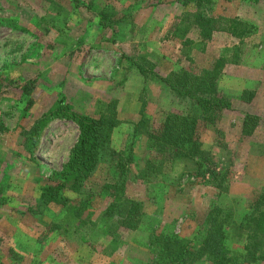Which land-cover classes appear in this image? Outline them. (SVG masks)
<instances>
[{"label":"rangeland","instance_id":"obj_1","mask_svg":"<svg viewBox=\"0 0 264 264\" xmlns=\"http://www.w3.org/2000/svg\"><path fill=\"white\" fill-rule=\"evenodd\" d=\"M205 6L219 29L201 40L192 25L183 42L169 30L196 8L179 0H0V264H213L204 241L216 219L227 264H264L245 253L241 225L264 189V0ZM234 20L252 33L231 35ZM218 59V89L231 104L211 121L197 118L207 154L199 169L155 148L167 114L199 116L161 78L201 76ZM61 100L85 115L112 109L116 123L88 181L43 203L41 186L78 135L53 116ZM246 113L259 116L247 127ZM114 150L126 157L124 196L140 203L134 227L124 209H108L102 189L116 177ZM148 162L160 170L147 173Z\"/></svg>","mask_w":264,"mask_h":264},{"label":"trees","instance_id":"obj_2","mask_svg":"<svg viewBox=\"0 0 264 264\" xmlns=\"http://www.w3.org/2000/svg\"><path fill=\"white\" fill-rule=\"evenodd\" d=\"M179 1H182L184 5H193L196 9L195 12L190 10L183 11V14L177 17L176 22L171 26L169 36L182 40L193 25L200 29L201 40L210 39L212 31L219 29L215 24L216 21L204 15L207 10L205 5L209 4L211 0ZM223 28L220 27V29ZM227 29L231 35L238 38L247 36L253 31L250 30L251 28L245 29L240 26L235 20L227 26ZM182 41L184 42V40ZM222 64H224L222 60L218 59L210 72H205L201 76L192 75L183 70L177 75L161 78L170 92L193 104L197 108L199 116L193 117L182 113L167 114L161 123L160 130L153 135L155 148L158 152L163 154L172 152L176 157L186 160L190 159L199 169L202 168L198 156H206L207 154L196 134L197 118L203 119L206 117L211 121L212 116L217 111L229 108L231 104L229 99L222 96L218 89ZM138 68L141 72H144L141 66H138ZM24 88L25 91L30 89ZM60 105L62 106L55 110L53 116L72 121L77 127L78 135L62 168L53 172L41 186L39 197L43 203L58 202L61 200L60 198L65 188L79 190L88 181L92 172L97 168L102 151L110 142L111 129L116 123L112 109H109L110 113L107 115L91 116L74 112L69 104L63 100L60 101V104H57V106ZM258 118L259 116L256 114L246 113L243 125L246 127L250 124L252 125V122ZM27 141L28 146L31 147L30 150H33L37 145L36 137L27 138ZM112 157L116 161V177L113 181L106 182L102 186V189L112 197L108 209L114 211L120 209V207L124 209V220L128 221L131 219L129 220L131 222L130 225L134 227L135 220L132 221V218L137 213L140 203L136 200L128 199L123 193L126 157L122 150H114ZM160 168V165L155 163L148 162L146 164L147 173L160 170ZM262 199H264V189L259 199L253 203L249 212L242 217L241 225L244 229L245 242L243 248L245 253L247 255H256L264 262V203H260ZM77 213L78 211L75 212V214ZM214 225L215 227L204 241L205 251L208 259L213 264H227V248L223 241V232L219 228L221 221L216 219ZM173 241L167 236L163 237L165 256L174 254Z\"/></svg>","mask_w":264,"mask_h":264}]
</instances>
